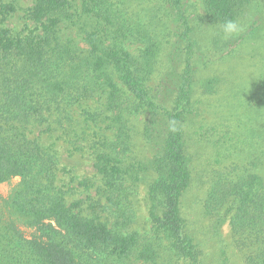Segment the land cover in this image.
<instances>
[{
	"label": "trees",
	"instance_id": "16d2710c",
	"mask_svg": "<svg viewBox=\"0 0 264 264\" xmlns=\"http://www.w3.org/2000/svg\"><path fill=\"white\" fill-rule=\"evenodd\" d=\"M18 1L0 0V182L20 178L0 196V264H204L184 215L193 181L185 124L202 114L198 80L203 94L217 91L220 77L201 75L214 50L227 51L221 61L260 44L264 0H34L24 17L35 28L14 31L5 21ZM227 19L247 31L223 39ZM258 83L264 99V76ZM100 124L88 150L101 186L86 207L68 203L57 153L29 130L87 141L84 127ZM224 139L213 141L219 165L232 156ZM142 186L151 227L140 232ZM205 207L229 222L246 264H264V177L214 175Z\"/></svg>",
	"mask_w": 264,
	"mask_h": 264
},
{
	"label": "rangeland",
	"instance_id": "374dc122",
	"mask_svg": "<svg viewBox=\"0 0 264 264\" xmlns=\"http://www.w3.org/2000/svg\"><path fill=\"white\" fill-rule=\"evenodd\" d=\"M33 2L34 0H19L17 11L9 16L5 25L14 31L25 25L35 28L36 24L24 17V9L31 7ZM261 16L264 18V13L258 15L257 19ZM245 29L246 27L242 28L241 34L247 31ZM259 39V45L257 42L247 44L240 47L234 56H228L221 61L219 59L227 51L214 50L215 63L209 65L205 71L202 70L201 75L219 76L217 91L203 94L198 80L195 99L201 100L202 114L185 124L188 151L192 157L193 181L184 198V215L188 219L189 230L200 243L204 264H246V250L239 246L229 222L216 215H207L205 200L214 175L216 177L223 173L237 178L257 174L264 177V99L258 83L260 77L264 76V36L260 34ZM77 41L82 48H87L81 39ZM91 105L89 102L88 106ZM74 112L77 115L79 109ZM135 122L137 126L141 125V121ZM91 128L84 127L87 141H80L69 129L45 131V127L36 126L31 127L28 133L31 139L38 138L48 149L57 153L60 166L57 184L66 190L71 189L67 196L68 203L84 200L83 207L87 205L86 197L94 198L96 189L101 186V177L94 169L88 147L93 141L92 131H101L105 125ZM222 135L226 137L224 141H228L223 149L232 156L226 160L223 158L219 165L216 162L217 148L213 141L216 142ZM80 180H88L87 189L83 185L78 186ZM19 182V177L0 182V196L8 198ZM136 205L138 221L135 229L140 232L147 231L151 227V219L144 186L136 198ZM19 230L28 239L36 233L34 228L22 224L19 225Z\"/></svg>",
	"mask_w": 264,
	"mask_h": 264
},
{
	"label": "clouds",
	"instance_id": "9594fccd",
	"mask_svg": "<svg viewBox=\"0 0 264 264\" xmlns=\"http://www.w3.org/2000/svg\"><path fill=\"white\" fill-rule=\"evenodd\" d=\"M219 28L222 38L225 40L232 38L242 31L241 25L232 19L225 20L221 25H219Z\"/></svg>",
	"mask_w": 264,
	"mask_h": 264
}]
</instances>
